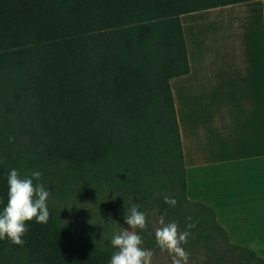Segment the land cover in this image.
I'll return each mask as SVG.
<instances>
[{"label": "trees", "instance_id": "trees-1", "mask_svg": "<svg viewBox=\"0 0 264 264\" xmlns=\"http://www.w3.org/2000/svg\"><path fill=\"white\" fill-rule=\"evenodd\" d=\"M242 1L0 0V209L12 168L50 192L48 222L0 240V264H109L132 204L151 264H172L162 215L190 233L188 264H264L189 196L171 84L191 71L182 14Z\"/></svg>", "mask_w": 264, "mask_h": 264}, {"label": "crops", "instance_id": "crops-1", "mask_svg": "<svg viewBox=\"0 0 264 264\" xmlns=\"http://www.w3.org/2000/svg\"><path fill=\"white\" fill-rule=\"evenodd\" d=\"M191 71L171 79L188 194L264 256V0L182 14Z\"/></svg>", "mask_w": 264, "mask_h": 264}, {"label": "clouds", "instance_id": "clouds-1", "mask_svg": "<svg viewBox=\"0 0 264 264\" xmlns=\"http://www.w3.org/2000/svg\"><path fill=\"white\" fill-rule=\"evenodd\" d=\"M42 175L40 171H32L30 175L21 176L18 169L9 170L7 202L0 209V240L8 239L14 245L23 246V236L29 230L26 227L27 222H48L50 213L47 202L50 192L40 182ZM164 202L170 206L177 203L175 198L167 196L164 197ZM188 219L191 220V217ZM124 222L129 227H123L111 238L110 243L115 251L109 264H151L154 252L142 246L143 238L137 232V229H147L146 214L139 210L137 204H132L125 214ZM158 224L155 228L157 246L169 254L172 264H188L189 253L182 245L187 244L190 233L187 230L180 231L175 222L166 223L163 215ZM187 227L194 228L195 224L190 223Z\"/></svg>", "mask_w": 264, "mask_h": 264}, {"label": "rangeland", "instance_id": "rangeland-1", "mask_svg": "<svg viewBox=\"0 0 264 264\" xmlns=\"http://www.w3.org/2000/svg\"><path fill=\"white\" fill-rule=\"evenodd\" d=\"M151 263H153V262H151Z\"/></svg>", "mask_w": 264, "mask_h": 264}]
</instances>
